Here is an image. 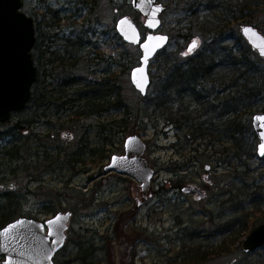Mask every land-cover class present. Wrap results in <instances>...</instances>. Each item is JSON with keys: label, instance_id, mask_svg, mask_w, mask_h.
Returning <instances> with one entry per match:
<instances>
[{"label": "rangeland", "instance_id": "rangeland-1", "mask_svg": "<svg viewBox=\"0 0 264 264\" xmlns=\"http://www.w3.org/2000/svg\"><path fill=\"white\" fill-rule=\"evenodd\" d=\"M24 1L39 44L33 56L51 48L62 54L74 43L82 55L97 47L99 70L117 86L107 100L121 107L103 118L81 117L75 102L69 128L47 136L34 83L31 101L1 128L0 224L72 212L55 264H264V245L242 247L264 223V157L252 126L253 115L264 113V57L240 34L243 24L264 34V6L248 12L240 10V0H157L166 7L157 32L170 41L149 64L152 85L143 96L130 79L142 50L116 29L127 16L143 40L149 33L132 0ZM194 40L199 48L185 55ZM247 46L260 58L254 75L221 65L228 52L242 54ZM201 59L199 79L162 90ZM246 82L255 97L242 101ZM238 115L242 132L232 138L238 126L230 119ZM131 135L142 137L143 156L154 169L146 195L135 177L105 168L113 155L125 153ZM191 185L205 196L184 192Z\"/></svg>", "mask_w": 264, "mask_h": 264}, {"label": "water", "instance_id": "water-1", "mask_svg": "<svg viewBox=\"0 0 264 264\" xmlns=\"http://www.w3.org/2000/svg\"><path fill=\"white\" fill-rule=\"evenodd\" d=\"M24 5V0H0V133L2 125L11 120L12 114L22 111L31 100L37 77L32 54L36 44L35 22L22 11ZM132 7L146 17L144 27L150 31L145 39L143 40L137 25L127 16L117 22L116 29L125 42L139 45L142 50L140 64L131 70L130 79L136 91L146 96L151 86L149 64L170 40L167 35L157 32L162 24L161 14L166 7L157 0H143V3L141 0H132ZM157 7L160 11L153 18L150 13ZM245 28L252 29V32L246 34ZM240 34L253 51L264 57L261 54L264 49L263 33L255 26L243 24ZM192 43L193 41L190 45ZM261 117H264V113L253 115L252 126L260 140L258 156L264 157L261 154V146L264 145V119H258ZM124 146L125 153L113 155L105 168L108 172L116 170L135 177L143 188V195H146L154 175V169L143 156L147 145L142 137L131 135ZM184 192L205 196L198 187L192 185L186 187ZM72 216V212H59L46 221L19 217L6 223L0 229V264H55L56 255L66 245ZM263 245L264 223L252 229L242 242L245 251H253Z\"/></svg>", "mask_w": 264, "mask_h": 264}, {"label": "flooded vegetation", "instance_id": "flooded-vegetation-1", "mask_svg": "<svg viewBox=\"0 0 264 264\" xmlns=\"http://www.w3.org/2000/svg\"><path fill=\"white\" fill-rule=\"evenodd\" d=\"M52 38L51 36L50 40ZM197 46L193 51L199 48V43ZM38 48L39 44L36 43L33 49L38 50ZM69 48L70 45L62 54L51 48L46 51L41 50L46 55H41L40 51L38 55L33 56L37 75L35 86H39L37 118L40 125L45 128L47 136H55L69 128L71 121H74L72 111L75 102L79 107L76 113L78 112L81 117H86V114L93 109L95 111L93 114L98 117L103 118L108 113V82L106 81L108 77H105L103 70H99L101 55L97 47L85 52L84 55L81 54V46L77 43H74L70 50ZM82 63H85L87 70L85 73L76 72L75 68ZM109 80L111 84H115L114 92L117 94L116 82L111 78ZM102 126L103 129L106 128L105 125Z\"/></svg>", "mask_w": 264, "mask_h": 264}, {"label": "trees", "instance_id": "trees-1", "mask_svg": "<svg viewBox=\"0 0 264 264\" xmlns=\"http://www.w3.org/2000/svg\"><path fill=\"white\" fill-rule=\"evenodd\" d=\"M240 6H241V11H251L253 8H261L264 6V0H240ZM241 51L240 50H237V51H230L228 52L226 55L230 58V59H225L223 61V66H231V67H235L237 69V71H242V75L240 76H244L245 73H252L253 75L255 74L254 72V69L255 67L257 66L256 63L259 62V59L260 58H255L257 55L255 54V52L253 53L251 50H250V47L247 46L246 50H244V52L242 54H240ZM214 63V60L213 62ZM220 65V66H221ZM204 66V61L201 59L200 61H197V62H193L191 63V65L188 66L189 69H187L188 72H190L187 77L185 78L184 77V73H180L178 76H175V81L174 82H171L170 81V84L168 85V83H166L165 81V85L163 86L164 88H162V90H166V88H171V87H179L181 86V84H184V83H187V84H192V81L194 79H199L198 77L200 75H202V71L205 70V67H202ZM212 64H208V67L212 68L211 67ZM202 67V69L200 68ZM178 71H182V69H178ZM108 82L107 84V90L109 91L108 92V96L109 97H113V93L114 92V87H115V84H111L110 83V80L109 78H107L106 80ZM246 81V80H245ZM170 86V87H169ZM242 91H243V94L244 96H242L243 98L242 101H245L247 96L248 98H254L255 97V93H254V89L251 88L249 86V83H245L242 87ZM169 92V90H166ZM166 93V92H164ZM236 93H240L239 91H237ZM256 94H259V92H257ZM247 95V96H246ZM167 97V95H166ZM109 101V100H108ZM166 101V99H165ZM165 101H163L162 105L165 104ZM168 102V101H166ZM110 103V101H109ZM241 103V101H237L236 105L239 106ZM118 107H121L120 103L115 101V102H111L110 105H109V108L112 109V108H118ZM238 109H236L235 113H239V110L237 112ZM92 113L95 114V111L94 109L92 110ZM235 113H231V115H235ZM233 119V120H232ZM230 119L231 120V124H233V128H236V125L238 126L237 130L235 129V133L233 134L232 138H236V135L237 134H240L242 132L241 130V126H242V119L239 117V115L237 116V118H232ZM232 126V125H231ZM13 219L11 218H7L6 222H4V224H0V229L2 227H4V225H6V223L8 222H11Z\"/></svg>", "mask_w": 264, "mask_h": 264}, {"label": "snow or ice", "instance_id": "snow-or-ice-1", "mask_svg": "<svg viewBox=\"0 0 264 264\" xmlns=\"http://www.w3.org/2000/svg\"><path fill=\"white\" fill-rule=\"evenodd\" d=\"M149 2H151V0H149ZM141 3H143V0H141ZM160 11V9L157 7L153 12L150 13V15L154 18L156 16V14ZM158 23V21H156ZM121 23H124L123 21ZM149 23H152V20L149 21ZM245 33H249L252 32V29L250 28H245L244 29ZM197 47V42L193 41V43L189 46L187 52L185 53V55L191 53L193 51L194 48ZM261 54L264 55V49L261 50ZM258 119H264V117L258 118ZM261 154L264 155V145L261 146ZM59 219V218H57Z\"/></svg>", "mask_w": 264, "mask_h": 264}]
</instances>
